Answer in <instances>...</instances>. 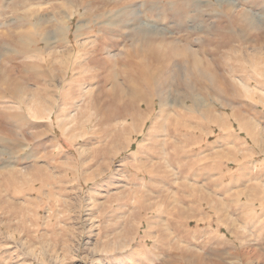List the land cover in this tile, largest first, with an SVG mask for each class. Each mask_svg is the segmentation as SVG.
<instances>
[{"label": "rangeland", "instance_id": "rangeland-1", "mask_svg": "<svg viewBox=\"0 0 264 264\" xmlns=\"http://www.w3.org/2000/svg\"><path fill=\"white\" fill-rule=\"evenodd\" d=\"M0 264H264V0H0Z\"/></svg>", "mask_w": 264, "mask_h": 264}, {"label": "bare ground", "instance_id": "bare-ground-1", "mask_svg": "<svg viewBox=\"0 0 264 264\" xmlns=\"http://www.w3.org/2000/svg\"><path fill=\"white\" fill-rule=\"evenodd\" d=\"M104 1V0H103ZM133 11V10H132ZM130 13V12H129ZM137 14V13H136ZM138 15V14H137ZM134 16V15H133ZM136 16V15H135ZM131 17H132V15H131ZM140 20V19H139ZM138 22V21H137ZM139 22H141V20L139 21ZM144 22V21H143ZM146 25V24H144V23H139L138 25ZM149 25V24H148ZM130 27V26H129ZM149 28V27H148ZM143 30V29H142ZM145 30V29H144ZM147 30V29H146ZM149 30V29H148ZM138 31H140V30H138ZM122 32V31H121ZM141 32V31H140ZM124 33V32H123ZM146 34V33H145ZM149 34V33H148ZM152 34V33H151ZM150 35V34H149ZM45 36V35H44ZM145 37V36H144ZM146 40V39H145ZM150 41V40H149ZM26 42V44H27V41H25ZM24 45V44H23ZM28 45V44H27ZM162 45V44H161ZM22 47V46H21ZM20 48V47H19ZM30 48V47H29ZM25 50V49H24ZM22 51V50H21ZM28 51V50H27ZM22 52H25V53H23L22 54ZM21 52V54L20 55H25L27 52H26V50L25 51H22ZM20 53V52H19ZM7 67V66H6ZM13 68H14V66H12ZM5 68V67H4ZM13 68L10 70L9 69V71H12L13 70ZM156 68V67H155ZM153 69L152 70V72L150 73V75L148 76V77H146L145 75L144 76H142V75H137V76H133V75H127L126 77H124V80H125V82L130 86H132V85H134V84H138V86H142V87H144V88H146V89H148V90H151L152 89V87L153 86H155L154 84H153V81L155 80V78L157 77V75H158V69ZM21 70V72L24 74V71L26 72V69L24 68L23 70L22 69H20ZM19 71V70H18ZM5 73L7 72V71H4ZM3 72V73H4ZM13 73V72H12ZM19 73V72H18ZM20 74V73H19ZM2 76V75H1ZM13 76V75H12ZM6 77V76H5ZM4 77V78H5ZM10 77H11V75H10ZM7 78V77H6ZM5 78V80H7ZM15 78H16V76H15ZM27 78V77H26ZM31 78V77H30ZM28 79V78H27ZM9 80V79H8ZM7 80V81H8ZM116 80V79H115ZM9 82V81H8ZM11 82V84H12V81H10ZM10 84V85H11ZM9 85V84H8ZM13 85V84H12ZM137 86V85H136ZM116 87V86H115ZM136 88V87H135ZM155 95H157V94H155ZM155 95L153 96V97H155ZM150 102V101H149ZM136 103H138V102H136ZM145 103H147L146 104V106L148 107V102H145ZM163 104V103H162ZM141 108V107H140ZM148 110H150V109H148ZM140 115V114H139Z\"/></svg>", "mask_w": 264, "mask_h": 264}, {"label": "crops", "instance_id": "crops-1", "mask_svg": "<svg viewBox=\"0 0 264 264\" xmlns=\"http://www.w3.org/2000/svg\"><path fill=\"white\" fill-rule=\"evenodd\" d=\"M234 24H236V22H240V21H232ZM241 23V22H240ZM243 23V22H242ZM244 24V23H243Z\"/></svg>", "mask_w": 264, "mask_h": 264}]
</instances>
